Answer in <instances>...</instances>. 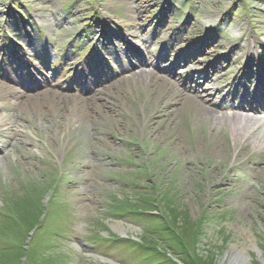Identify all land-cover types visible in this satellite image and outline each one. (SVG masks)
Instances as JSON below:
<instances>
[{"label": "rangeland", "instance_id": "obj_1", "mask_svg": "<svg viewBox=\"0 0 264 264\" xmlns=\"http://www.w3.org/2000/svg\"><path fill=\"white\" fill-rule=\"evenodd\" d=\"M16 7V15L24 12L34 28L27 26L36 36L37 63L49 87L10 86L40 102L44 97L37 93L55 99L27 112L18 109L17 99L0 100L10 105L0 116H13L27 133L18 140L0 136V264H142L141 249L128 247L161 250L172 264H232L236 254L239 264H264V151L251 146L240 157L223 122L213 126L197 119L192 106L176 100L184 98V82L177 77L171 89L144 83L136 89L130 81L137 73H122L112 59L94 92L74 94L70 79L62 78L74 75L77 50L86 48L80 43L91 44L95 34L86 26L94 19L136 34L146 61L159 63L162 74L153 66L141 69L161 77L188 68L190 58L195 62L187 77L222 67L238 78L252 67L250 60L264 74V46L246 52L257 36L255 25L264 34V0H155L148 12L140 0H0L1 35L3 14ZM211 15L212 26L201 22ZM237 23L242 27L235 34ZM13 26H19L15 20ZM10 30L15 43L28 49L27 38ZM0 42L5 58L13 56L8 52L14 54L10 49L17 45ZM174 48L179 50L172 56ZM207 76L195 77L207 90L206 105L230 104V96L219 94L221 84L208 83ZM249 90L260 103L264 90ZM245 105L259 107L255 97ZM218 173L225 181L211 180ZM137 215L153 219L145 223ZM165 217L183 237L186 254L173 253L160 237ZM102 238L113 246H100L107 244Z\"/></svg>", "mask_w": 264, "mask_h": 264}, {"label": "bare ground", "instance_id": "obj_2", "mask_svg": "<svg viewBox=\"0 0 264 264\" xmlns=\"http://www.w3.org/2000/svg\"><path fill=\"white\" fill-rule=\"evenodd\" d=\"M154 1L155 0H140V4H141V7L144 9V11L148 12L154 6ZM125 4H127V7H125L126 11L129 12L128 13L129 17L132 18L133 13L130 11V6H129L131 3L128 5V2H126ZM209 14H213V12L211 11L209 12ZM215 21H216V17L215 16L213 17L212 15L205 17L204 20H201V22L205 24L206 26H209V25L212 26L215 23ZM127 26L132 27V23L131 25L127 23ZM237 26H238L237 29L231 30V32L233 31L232 33H235V34L240 33L239 28L242 27V23L241 24L237 23ZM255 27L256 29H258L257 34H256L257 36L255 37V39H253L250 42L249 49L248 48L246 49V52H248L249 54L251 51L254 50V48L256 47L258 43H261L264 46V34L257 25H255ZM125 34H126V38L129 39L127 41L131 43L129 45V52H132V50H130L132 48L133 50H136V45L134 48L131 42V40L136 39V34H133L132 31L131 32L125 31ZM27 38L29 39V43L32 40L34 42V38L33 36H30V34L27 35ZM239 47H240V50L242 51L245 50V48H243L244 46L243 47L239 46ZM137 49H138V46H137ZM257 58H258V54H257ZM9 59H14V56L9 57ZM250 63L253 66L255 65L252 60L250 61ZM20 64L22 66L21 69H16L12 76L11 74H8V73H5V74L2 73L3 77H1V79H4V80H0V100L2 99L8 100L10 97L19 100L20 106L18 107V109H21V111L23 112H27V110H33L32 109L33 105L37 107L39 106L40 108V106L43 107L45 104L48 103L47 100L53 101L55 97H52V96L54 95L47 97L48 95L45 92L37 93L36 95H40V96L43 95L44 97V99L41 100L42 102H40V100H37L36 98H33L31 96H28L27 92L19 91L17 90V88H13L12 86H10L11 84H14L16 86L23 87V88L25 87L33 88V86L36 84L34 77L28 76V74L26 73H22L26 68L22 63ZM6 67H12V65H7ZM95 67L96 65L91 64L90 68H95ZM133 67L134 66L126 68V69L131 70ZM213 70H215V73H213L212 71H209V74L211 76L208 77V80L212 82L220 81L223 84V89L220 92L227 93L226 95L231 94L232 92L231 88L233 84L229 82L230 71L228 69L219 70L218 67L214 68ZM157 71L161 72L160 69ZM250 73L254 79L249 81L248 86L251 87L252 85L256 84L255 81H259L260 83L259 91L264 90V74L261 72V68L251 67ZM172 74H174V71L173 73L170 74V76ZM131 79L132 80L130 81V84L133 85L134 88L139 87V85L143 83L146 86L152 85V84H158L156 87H160V88L164 87L166 89H171L174 86L170 78L168 79L166 77H161L158 75V73H155V72L139 71L134 77H131ZM183 81H184V91L180 95L183 96L184 98L178 99L176 97V100H180L181 103L187 104L188 106H192V109L195 112V118L203 119L206 121L209 120L211 121V124L213 126L219 125L220 122H223V124L227 126L226 127L227 130L231 133L233 137L235 147H237L238 150H240L238 153L240 157L245 156L251 149V146L254 148V151L256 153H259V154L263 153L262 151H264V116H253L251 114L242 113L240 112V110L247 111V109H250L248 110L249 113L250 112L251 113H257V112L264 113V94L262 95L263 102L261 103L259 109H254L253 107L249 105L246 106L243 103L245 102L247 97L243 96L242 98V96L237 95V92L243 90L245 88L244 86L248 82L244 83L243 81H239L238 86H237V91H235L234 93V95H237L236 99L239 101V104L235 106V108L238 110H235L233 107L220 106V105L216 107H212V106L210 107V106L205 105V103L207 102L205 100L206 89L204 87L196 84L195 82L194 84H192V80L190 78H187V79L185 78ZM101 96L103 97V95ZM24 98L29 99V101H27L26 106H25V102L24 103L22 102ZM207 101L209 102V100ZM9 106L10 105H5V102H2L0 104V112L8 108ZM12 117L13 116H8V115L0 116V136L2 137L9 136L13 138L14 140H18V138H21V137H26L27 133L25 131V128L21 127L22 125L18 123L15 117H14L15 120H13ZM6 146L7 145H5L3 148H5ZM214 153H215L214 154L215 156H219L218 149H215ZM213 158H216V157H213ZM235 179H236L235 177H232L230 179H227V182L229 184L234 183ZM211 180H213L214 182H217L219 180L222 181L224 179L221 180V174L218 173V176L214 175V177L211 178ZM183 195H186V194L183 193ZM206 195L212 196L210 192H207ZM238 255L239 254H236L233 257V260L231 262L232 264H239L240 258L238 257Z\"/></svg>", "mask_w": 264, "mask_h": 264}, {"label": "trees", "instance_id": "obj_3", "mask_svg": "<svg viewBox=\"0 0 264 264\" xmlns=\"http://www.w3.org/2000/svg\"><path fill=\"white\" fill-rule=\"evenodd\" d=\"M154 202H156V201H154ZM140 216H142V215H137V219L138 220H140V218H141V220L140 221H142V222H145V223H147L148 221V219H150V220H152L153 218H148V215H147V217H140ZM153 217V216H152ZM166 218V223H162L161 224V228L163 229V231H162V233H160V237H162L165 241H167L168 243H166L167 244V246L171 249V251L173 252V253H183L184 252V254H186V251L184 250V248H183V246H182V241L181 240H183V237H181V235H180V233L177 231V229L172 225V223L170 224L169 222H168V219H169V217H165ZM155 220H158V221H160V219H159V216H156V218H155ZM150 222V221H149ZM148 222V223H149ZM167 225H168V227H167ZM139 248V247H138ZM143 248V247H142ZM142 248H139L138 250H140L141 249V253H142V255H143V257L146 259L147 257H149V258H151V259H149V260H145V261H143L144 263H142V264H147V263H151V262H153V260L154 261H157L159 258V251H161V250H154V249H152L151 247H147V248H145L144 247V249H142ZM161 252H163V251H161ZM164 253V252H163ZM181 253V254H182ZM165 254V253H164ZM166 255V254H165ZM185 257L187 258V256L185 255ZM172 263H174L173 261H169V262H167L166 264H172ZM159 264V263H158Z\"/></svg>", "mask_w": 264, "mask_h": 264}]
</instances>
